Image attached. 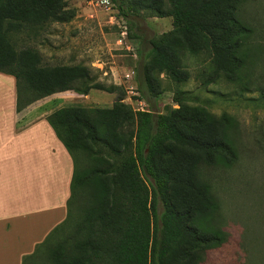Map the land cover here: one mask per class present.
Instances as JSON below:
<instances>
[{
  "label": "trees",
  "instance_id": "trees-1",
  "mask_svg": "<svg viewBox=\"0 0 264 264\" xmlns=\"http://www.w3.org/2000/svg\"><path fill=\"white\" fill-rule=\"evenodd\" d=\"M62 1L0 0V73L16 79L18 113L57 93L105 91L93 85L87 68L42 66L36 52L18 51L8 37L26 27L65 22L59 16ZM246 1L140 0L152 13L174 20L173 32L152 41L148 55L152 68L144 66L142 92L156 97L154 71L174 83L186 82L181 53L186 49L198 53L200 40L216 57L219 69L243 66L249 30L236 15ZM118 8L125 17L132 13L125 10L124 2ZM176 36L184 37L188 46L175 40ZM117 103L111 109L67 107L47 118L74 162L68 216L33 254L23 258V264H36L45 251V255L52 254L49 264H170L171 254L175 255L184 234L190 231L188 222L196 225L211 207L215 216L218 206L195 169L199 159L214 160L215 152L228 145L216 120L207 114L197 124L185 126L181 109L129 113L122 102ZM171 146L198 151L181 154L176 163L180 184L174 186V201L170 196L171 173L158 163L170 155ZM79 203L82 206L77 209ZM73 224L70 235L58 242L53 239L58 231ZM222 234L216 231L213 236L221 242ZM178 258L176 264H190L189 258L183 263Z\"/></svg>",
  "mask_w": 264,
  "mask_h": 264
},
{
  "label": "rangeland",
  "instance_id": "rangeland-1",
  "mask_svg": "<svg viewBox=\"0 0 264 264\" xmlns=\"http://www.w3.org/2000/svg\"><path fill=\"white\" fill-rule=\"evenodd\" d=\"M121 2L132 12L128 17L119 11ZM59 16L66 21L26 27L8 37L18 51L36 52L42 66L87 68L93 85L105 89L92 90V102L100 103L93 108L111 109L120 101L129 113L143 106L155 114L181 109L185 126L197 124L208 114L229 140L215 152L214 160L201 158L195 169L218 206L216 217L211 207L196 225L188 222L190 231L169 263L176 264L179 256L182 263L189 258L190 264H264V0H247L238 7L236 18L249 30L243 66L219 69L216 57L200 40L198 53L188 49L181 53L186 82L177 84L165 74L152 73L155 98L141 90L144 66L152 68L148 59L152 41L173 32L172 17H159L140 0H63ZM174 39L188 46L184 37ZM112 66L118 67L117 75H113ZM131 87L135 92L130 93ZM187 152L198 151L171 146L170 155L158 161L171 173V201L175 200L174 186L180 184L176 163ZM81 206L79 203L77 209ZM158 209L161 215L160 200ZM74 228V224L64 227L53 239L61 241ZM216 231L224 235L221 242L213 236ZM45 252L36 264H49L52 254Z\"/></svg>",
  "mask_w": 264,
  "mask_h": 264
},
{
  "label": "crops",
  "instance_id": "crops-1",
  "mask_svg": "<svg viewBox=\"0 0 264 264\" xmlns=\"http://www.w3.org/2000/svg\"><path fill=\"white\" fill-rule=\"evenodd\" d=\"M91 92L57 93L18 113L16 79L0 73V264H22L67 219L74 162L47 118L100 105Z\"/></svg>",
  "mask_w": 264,
  "mask_h": 264
},
{
  "label": "built area",
  "instance_id": "built-area-1",
  "mask_svg": "<svg viewBox=\"0 0 264 264\" xmlns=\"http://www.w3.org/2000/svg\"><path fill=\"white\" fill-rule=\"evenodd\" d=\"M103 2H104L103 4H107V3H108V1H103ZM126 77H127V78H130V75L127 74ZM130 90H131L130 93H133V91L135 92V87H131ZM136 100H137V101H136L137 103H140V104H141V100H140L139 98H137ZM143 105H144V104H142V106H143ZM138 111H146V109H145L144 106H143V107H142L140 110H138Z\"/></svg>",
  "mask_w": 264,
  "mask_h": 264
}]
</instances>
